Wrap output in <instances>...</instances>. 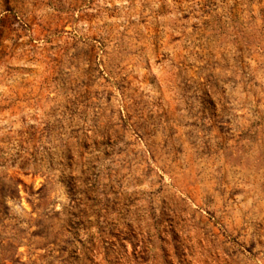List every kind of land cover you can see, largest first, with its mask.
Masks as SVG:
<instances>
[{"label": "rangeland", "instance_id": "rangeland-1", "mask_svg": "<svg viewBox=\"0 0 264 264\" xmlns=\"http://www.w3.org/2000/svg\"><path fill=\"white\" fill-rule=\"evenodd\" d=\"M0 264H264V0H0Z\"/></svg>", "mask_w": 264, "mask_h": 264}]
</instances>
